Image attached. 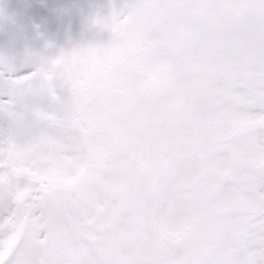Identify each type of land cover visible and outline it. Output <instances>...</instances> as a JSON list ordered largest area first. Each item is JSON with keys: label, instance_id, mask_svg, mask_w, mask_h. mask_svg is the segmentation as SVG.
Masks as SVG:
<instances>
[{"label": "snow or ice", "instance_id": "snow-or-ice-1", "mask_svg": "<svg viewBox=\"0 0 264 264\" xmlns=\"http://www.w3.org/2000/svg\"><path fill=\"white\" fill-rule=\"evenodd\" d=\"M91 25L0 56V264H264V0Z\"/></svg>", "mask_w": 264, "mask_h": 264}, {"label": "rangeland", "instance_id": "rangeland-1", "mask_svg": "<svg viewBox=\"0 0 264 264\" xmlns=\"http://www.w3.org/2000/svg\"><path fill=\"white\" fill-rule=\"evenodd\" d=\"M121 0H0V56L19 58L24 51L40 52L45 42L54 45L45 55L60 50L87 47L106 42L107 31L91 25L94 16L106 15L110 5ZM24 13L32 27L25 33L15 31L12 18Z\"/></svg>", "mask_w": 264, "mask_h": 264}, {"label": "water", "instance_id": "water-1", "mask_svg": "<svg viewBox=\"0 0 264 264\" xmlns=\"http://www.w3.org/2000/svg\"><path fill=\"white\" fill-rule=\"evenodd\" d=\"M14 23H15L16 27L19 30H23V29L27 28V23L28 22H26L24 20V17L23 16H18V17L15 18Z\"/></svg>", "mask_w": 264, "mask_h": 264}]
</instances>
